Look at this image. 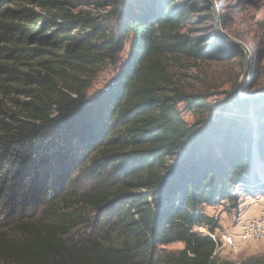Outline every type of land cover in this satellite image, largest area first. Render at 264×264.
<instances>
[{
    "label": "trees",
    "instance_id": "trees-1",
    "mask_svg": "<svg viewBox=\"0 0 264 264\" xmlns=\"http://www.w3.org/2000/svg\"><path fill=\"white\" fill-rule=\"evenodd\" d=\"M94 4L110 8L97 17L70 0H0V60L43 71L0 65L3 87H28L23 115L0 124V264H220L196 228L219 227L205 206L264 194V95L234 92L190 124L179 105L201 114L205 97L175 88L166 62L226 61L237 48L186 30L208 0ZM176 242L184 248H163Z\"/></svg>",
    "mask_w": 264,
    "mask_h": 264
},
{
    "label": "rangeland",
    "instance_id": "rangeland-1",
    "mask_svg": "<svg viewBox=\"0 0 264 264\" xmlns=\"http://www.w3.org/2000/svg\"><path fill=\"white\" fill-rule=\"evenodd\" d=\"M70 1L74 13L83 11L99 17L106 14V10L110 8H97L95 0ZM214 3L221 17L222 30L229 39L223 40L237 47L235 56L226 61L180 57L168 60L165 64L167 77L175 88L205 97L208 108L201 114L188 112L183 104L179 105L184 118L190 124L210 120L218 112L219 104L229 94L238 93L240 90L242 95H251L264 90V0H214ZM209 5L194 15L186 27L193 37L202 38L205 44L215 41L213 36L217 31L214 7L210 2ZM128 52L127 46L121 54L122 62L127 58ZM0 65L11 70L14 75H35L42 71L39 61L36 60L16 62L2 59ZM120 65L121 62L107 65L98 74L88 93L95 94L106 87L116 77ZM1 77L8 76L4 74ZM8 84L11 87L6 89L0 80V124L3 123L2 120L10 123L22 116L23 102L28 100L22 91L27 89V86L18 87L12 80H9ZM236 193L239 194L238 191ZM239 196L238 208H232L228 203L205 206V213L219 222V227L212 232L220 243L216 257L220 264H264V237L248 242L239 237L241 225L258 218L264 212V194L240 193ZM225 235H233V246L222 243ZM163 248L167 251H178L183 249L184 245L176 242Z\"/></svg>",
    "mask_w": 264,
    "mask_h": 264
},
{
    "label": "built area",
    "instance_id": "built-area-1",
    "mask_svg": "<svg viewBox=\"0 0 264 264\" xmlns=\"http://www.w3.org/2000/svg\"><path fill=\"white\" fill-rule=\"evenodd\" d=\"M238 191V190H236ZM235 191V192H236ZM196 230L204 235H209L212 237L217 243V250L220 246L219 241L215 238L214 234L204 226H198ZM239 237L243 241H251V240H260L264 237V212L260 214V216L252 221L245 222L241 225V230ZM234 237L233 235H225L223 237L222 243L224 245H234Z\"/></svg>",
    "mask_w": 264,
    "mask_h": 264
},
{
    "label": "water",
    "instance_id": "water-1",
    "mask_svg": "<svg viewBox=\"0 0 264 264\" xmlns=\"http://www.w3.org/2000/svg\"><path fill=\"white\" fill-rule=\"evenodd\" d=\"M214 7V12H215V19H216V24H217V32L218 34L221 36L222 39H226V40H229L228 37L224 34L223 30H222V25H221V17H220V14L217 10V7H216V4L214 3V0H208ZM240 45L244 46L243 43H240ZM240 89V88H239ZM238 96L240 98H243V99H255V98H258V97H261L264 95V90L256 93V94H251V95H242L240 90H238Z\"/></svg>",
    "mask_w": 264,
    "mask_h": 264
}]
</instances>
